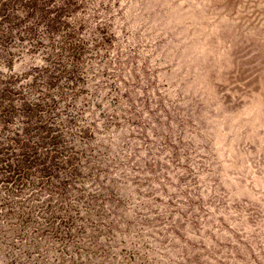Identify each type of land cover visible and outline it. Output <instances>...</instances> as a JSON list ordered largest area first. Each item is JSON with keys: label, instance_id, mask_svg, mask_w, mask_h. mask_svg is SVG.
Here are the masks:
<instances>
[{"label": "rangeland", "instance_id": "374dc122", "mask_svg": "<svg viewBox=\"0 0 264 264\" xmlns=\"http://www.w3.org/2000/svg\"><path fill=\"white\" fill-rule=\"evenodd\" d=\"M68 1L43 46L0 49V88L55 100L70 222L6 208L0 264H264V0Z\"/></svg>", "mask_w": 264, "mask_h": 264}, {"label": "trees", "instance_id": "16d2710c", "mask_svg": "<svg viewBox=\"0 0 264 264\" xmlns=\"http://www.w3.org/2000/svg\"><path fill=\"white\" fill-rule=\"evenodd\" d=\"M55 2L0 0V49L7 51L22 40L29 41L32 50L43 46L44 37L61 29L62 18L69 13L71 1L60 6ZM77 46L74 44L71 48L75 55ZM54 62V70H61L57 60ZM12 79L18 80V76L9 77L0 88V213L8 208L9 213L18 215L23 226L33 216L35 221L39 220L40 227L67 226L70 219L51 213V208L63 207L65 190L78 176L73 163L75 155L66 152L62 131L55 126L54 116H51L55 100L47 101L49 94L38 95L39 101L24 100L29 91L12 88ZM16 99H23L19 106L13 102ZM15 111L24 118L17 122L13 118ZM14 206H25V209L16 212ZM45 232L57 234L58 231L47 229Z\"/></svg>", "mask_w": 264, "mask_h": 264}]
</instances>
